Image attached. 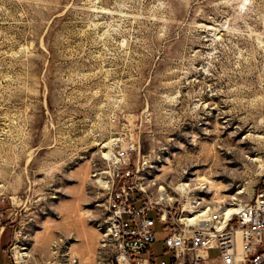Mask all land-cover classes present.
<instances>
[{"label":"rangeland","instance_id":"obj_1","mask_svg":"<svg viewBox=\"0 0 264 264\" xmlns=\"http://www.w3.org/2000/svg\"><path fill=\"white\" fill-rule=\"evenodd\" d=\"M129 143L150 188L252 198L264 0H0V264H107L97 180Z\"/></svg>","mask_w":264,"mask_h":264},{"label":"built area","instance_id":"obj_2","mask_svg":"<svg viewBox=\"0 0 264 264\" xmlns=\"http://www.w3.org/2000/svg\"><path fill=\"white\" fill-rule=\"evenodd\" d=\"M138 152L129 143L106 158L107 264H264V171L252 198L225 216L189 188L146 186L131 163Z\"/></svg>","mask_w":264,"mask_h":264},{"label":"bare ground","instance_id":"obj_3","mask_svg":"<svg viewBox=\"0 0 264 264\" xmlns=\"http://www.w3.org/2000/svg\"><path fill=\"white\" fill-rule=\"evenodd\" d=\"M107 155V153H103V157H105ZM260 169V171L262 170V167H260L259 168ZM205 180V179H204ZM198 180H196V182H197ZM97 182H99L101 185H105V183L107 182V180H105L104 178L103 179H98L97 180ZM197 183H199V182H197ZM212 184V183H211ZM210 184V185H211ZM201 185H202V183H201ZM189 187V185L188 184H183V185H181V187L180 188H182V189H186V188H188ZM211 190V189H210ZM243 192H240L239 194H242ZM216 205V206H215ZM217 205H220V206H223V213L225 214V216H229L230 214H232V212L235 210V209H237V206L239 205V204H231V205H225V204H213V207L216 209V207H217ZM13 257H14V259H15V262L16 263H22L23 262V260H24V255H22V254H20L19 253V251L18 250H16L15 249V251L13 252Z\"/></svg>","mask_w":264,"mask_h":264}]
</instances>
